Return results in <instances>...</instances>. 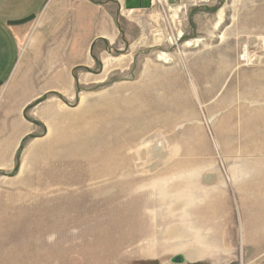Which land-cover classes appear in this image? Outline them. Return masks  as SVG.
Listing matches in <instances>:
<instances>
[{"label":"rangeland","instance_id":"rangeland-1","mask_svg":"<svg viewBox=\"0 0 264 264\" xmlns=\"http://www.w3.org/2000/svg\"><path fill=\"white\" fill-rule=\"evenodd\" d=\"M48 16L26 26L22 55L32 34L49 28ZM114 17L116 39L91 43L71 94H42L15 110L11 97L20 105L26 97L15 76L0 90V122L33 125L12 157L0 160V182L27 198L11 182L31 176L21 168H34L32 195L38 190L39 210H49L38 223L49 233L38 234V246L50 250L44 257L54 264H174L180 254V264H264V0H159L144 11L117 9ZM29 60L22 56L18 69ZM51 102L60 108L55 114L33 117L49 114ZM101 147L120 161L113 181L134 183L128 197L98 206L92 190L108 177L93 174L111 166ZM161 179L179 188L168 189L178 206L186 201L185 209L203 211L214 251L197 252L195 239L181 234H99L125 222L130 198L154 199ZM159 212L136 216L154 225ZM173 222L167 227L181 225ZM19 237L0 234V246L28 245Z\"/></svg>","mask_w":264,"mask_h":264},{"label":"crops","instance_id":"crops-1","mask_svg":"<svg viewBox=\"0 0 264 264\" xmlns=\"http://www.w3.org/2000/svg\"><path fill=\"white\" fill-rule=\"evenodd\" d=\"M151 7V0H0V90L15 76L21 85L19 94L26 95L21 105L11 97L15 110L37 102L42 94H71L73 74L87 65L91 43L97 39L108 42L116 39L115 11H144ZM44 12L53 21L46 31L32 34L28 51L22 55L20 41L26 26ZM22 56L30 60L25 69L22 66L18 69V65H23ZM14 94L15 90L11 92ZM53 103L48 105L49 114L41 115L37 110L33 117L47 119L51 113L55 114L60 108ZM32 132L33 125L26 118L0 122V160L12 157L23 138ZM30 150H34L33 146ZM23 170L32 177L11 183L14 190H25L27 198L26 194L12 193L13 190L8 193V183L0 182V234H18L20 239L24 235L28 245L21 240V245L0 246V264H54L44 257L50 250L38 246V234H49L38 227L40 217L49 210H39L38 190L32 195L38 187L34 168H21L19 174Z\"/></svg>","mask_w":264,"mask_h":264},{"label":"bare ground","instance_id":"bare-ground-1","mask_svg":"<svg viewBox=\"0 0 264 264\" xmlns=\"http://www.w3.org/2000/svg\"><path fill=\"white\" fill-rule=\"evenodd\" d=\"M190 41H186L185 44H189ZM161 58V57H160ZM264 83V81H262V84ZM107 109V108H106ZM42 113V112H41ZM71 145V143H70ZM100 147V146H99ZM102 151L105 152L104 156L102 155L101 160L104 159L105 161L107 159L111 158V166L107 169L100 168L97 170V175L94 173L93 175L95 176V178H99L101 176H107L108 177V182L106 184L101 183L100 188H95L92 193V202L98 206H103L104 203L108 204H114V202L118 201L120 198L122 197H128V195H130V192L133 191L132 189V184L134 183V181L130 180V179H125L123 181H119L118 179L114 182L113 179L117 178V175L119 174V162L118 159L116 160L117 162L114 163V159L113 157L110 155V157L108 156L107 153V147H101ZM115 148V147H114ZM160 148V147H159ZM100 149V148H99ZM264 147L258 149L259 151H263ZM90 150V149H89ZM88 150V152H89ZM110 150V149H109ZM114 150V149H113ZM257 150V151H258ZM87 151V150H86ZM87 152V153H88ZM113 152V151H112ZM85 156V155H84ZM86 156H88L86 154ZM89 157V156H88ZM104 157V158H103ZM91 158V157H90ZM100 160V155L98 157ZM107 158V159H106ZM115 158V157H114ZM95 159V158H92ZM87 160V159H86ZM96 160V159H95ZM67 161V160H66ZM108 161V160H107ZM110 161V160H109ZM90 162H94L90 159ZM89 162V163H90ZM96 162H98L96 160ZM94 162V163H96ZM103 162V161H101ZM101 164V163H100ZM106 164H108L106 162ZM110 164V163H109ZM99 165V164H98ZM101 166V165H100ZM99 166V167H100ZM65 168V167H64ZM83 169V168H82ZM66 170V169H65ZM63 170V173L64 171ZM74 170V168H73ZM72 172V171H71ZM184 172V171H183ZM93 172L91 171L90 174H92ZM182 173V172H181ZM74 174V173H73ZM86 174V173H85ZM173 174V173H172ZM190 174V171H189ZM89 175V174H88ZM87 175V176H88ZM175 175V174H174ZM176 176V175H175ZM187 176V175H186ZM190 176V175H189ZM94 178V177H92ZM94 178V179H95ZM172 178V177H171ZM66 179V178H65ZM63 180V179H62ZM73 180V178L71 179ZM170 180V179H169ZM162 182V184L160 185H156L157 187H153L155 191L154 195L155 198L154 199H149L147 193H142L140 195H138L137 197H133L130 198L127 202L129 204V211H128V215L126 217L125 222L120 221L115 223L114 220L113 222L114 227L112 231H108V230H101L99 234H129V236L133 237V234H149L150 232H153V234H171V235H176V234H181L183 236H190L193 237L195 239V244H197V252H203V251H214L216 249V240H212L209 239L207 236L203 235V234H209L206 233L207 227L205 226V224L208 222L207 220L204 219V215L203 211L201 212H196L195 209L193 210V208L190 209H185L184 205L186 204V201L179 204L178 206V201H179V196H173L172 194L170 195L168 189H171L175 194L178 193L179 188H177V185H172V186H166V182L167 179H161L160 180ZM159 181V182H160ZM182 181V180H181ZM184 181V180H183ZM182 181V182H183ZM74 182V181H73ZM181 182V183H182ZM79 183V182H78ZM185 183V182H183ZM188 183V182H187ZM69 184V183H68ZM168 185V182H167ZM180 185V184H179ZM74 186V185H73ZM120 186H124V187H120ZM190 186V185H189ZM192 186V185H191ZM85 187V186H84ZM96 187V186H95ZM180 187V186H179ZM134 188V187H133ZM86 189V188H84ZM93 189V188H92ZM88 190V189H87ZM91 191V189H90ZM184 195V192H182ZM132 194V193H131ZM182 195V196H183ZM187 195V194H186ZM94 196V197H93ZM128 199V198H127ZM193 196L189 195V198L187 200V202H191L193 201ZM123 200V199H122ZM190 204V203H189ZM106 205V206H107ZM112 206V205H111ZM115 206V205H114ZM125 206V205H124ZM208 206V205H207ZM166 208L168 209V215H166L164 213V211H162V209ZM114 208V207H113ZM151 209L152 212L154 210H156V208H160V212L158 213V215H160L159 220L156 221V223L153 225L151 223V219L147 216H141L140 218H138V216H136V213L143 210V209ZM162 208V209H161ZM109 209V208H108ZM112 209V207H111ZM212 209V208H211ZM72 210V209H71ZM198 210V209H197ZM203 210V209H202ZM113 211V210H112ZM158 211V210H157ZM179 211L180 213L176 212ZM209 211V210H208ZM81 212V211H80ZM107 212V211H106ZM109 212V211H108ZM107 212V213H108ZM114 212V211H113ZM126 212V211H125ZM206 212V211H204ZM96 213V212H95ZM112 213V212H111ZM116 213V212H115ZM121 213V212H120ZM143 213V212H142ZM207 213V212H206ZM214 213V212H213ZM77 214V213H76ZM119 214V213H117ZM153 214V213H152ZM85 215V213H84ZM144 215V214H143ZM210 214H207L206 216L208 217ZM68 216V215H67ZM71 216V215H70ZM69 216V217H70ZM109 216V215H108ZM111 216V214H110ZM126 216V214H125ZM138 219H136V217ZM156 216V215H155ZM85 217V216H84ZM171 217V218H169ZM210 217V216H209ZM112 218V217H111ZM110 218V219H111ZM115 218V216H114ZM113 218V219H114ZM128 218V220H127ZM102 219V218H101ZM181 220V221H178ZM209 219V218H208ZM213 219V218H212ZM84 220V219H83ZM95 220V219H94ZM112 220V219H111ZM123 220V219H122ZM176 221V222H181V225L178 224H173L174 227H167L169 226L168 224L170 222ZM212 221V220H211ZM72 223V222H71ZM174 223V222H173ZM155 226L158 228V230L155 229ZM161 226H165L166 229L160 228ZM100 227V226H99ZM118 228V229H117ZM123 228V229H122ZM120 229V230H119ZM122 229V230H121ZM155 229V231L153 230ZM214 229V228H213ZM98 234V233H97ZM134 239V238H133ZM199 247V248H198ZM220 247V246H219ZM190 250V249H189ZM209 253V252H208ZM197 254V253H196ZM199 255V254H198ZM201 256V255H200Z\"/></svg>","mask_w":264,"mask_h":264},{"label":"water","instance_id":"water-1","mask_svg":"<svg viewBox=\"0 0 264 264\" xmlns=\"http://www.w3.org/2000/svg\"><path fill=\"white\" fill-rule=\"evenodd\" d=\"M183 256L180 254H177L171 258V262L174 264H180L183 262Z\"/></svg>","mask_w":264,"mask_h":264},{"label":"built area","instance_id":"built-area-1","mask_svg":"<svg viewBox=\"0 0 264 264\" xmlns=\"http://www.w3.org/2000/svg\"><path fill=\"white\" fill-rule=\"evenodd\" d=\"M155 1H159V0H151V5L153 6ZM238 60L241 62H245L247 60V55L245 52H242L238 55Z\"/></svg>","mask_w":264,"mask_h":264}]
</instances>
